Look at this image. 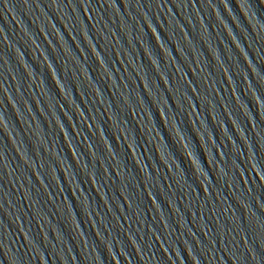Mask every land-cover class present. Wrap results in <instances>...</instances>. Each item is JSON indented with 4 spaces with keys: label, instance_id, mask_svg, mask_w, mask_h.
I'll use <instances>...</instances> for the list:
<instances>
[{
    "label": "water",
    "instance_id": "water-1",
    "mask_svg": "<svg viewBox=\"0 0 264 264\" xmlns=\"http://www.w3.org/2000/svg\"><path fill=\"white\" fill-rule=\"evenodd\" d=\"M0 264H264V0H0Z\"/></svg>",
    "mask_w": 264,
    "mask_h": 264
}]
</instances>
